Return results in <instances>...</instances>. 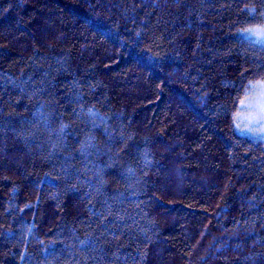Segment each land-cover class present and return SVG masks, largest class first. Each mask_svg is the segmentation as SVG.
<instances>
[{"label": "trees", "instance_id": "trees-1", "mask_svg": "<svg viewBox=\"0 0 264 264\" xmlns=\"http://www.w3.org/2000/svg\"><path fill=\"white\" fill-rule=\"evenodd\" d=\"M260 32L264 0H0V264H264Z\"/></svg>", "mask_w": 264, "mask_h": 264}, {"label": "rangeland", "instance_id": "rangeland-1", "mask_svg": "<svg viewBox=\"0 0 264 264\" xmlns=\"http://www.w3.org/2000/svg\"><path fill=\"white\" fill-rule=\"evenodd\" d=\"M247 104L244 107V111L241 114L240 124L246 129L261 130L264 128V89H256L247 99Z\"/></svg>", "mask_w": 264, "mask_h": 264}, {"label": "snow or ice", "instance_id": "snow-or-ice-1", "mask_svg": "<svg viewBox=\"0 0 264 264\" xmlns=\"http://www.w3.org/2000/svg\"><path fill=\"white\" fill-rule=\"evenodd\" d=\"M247 32H250L251 30H246ZM258 35L261 37L262 41H264V32L258 33ZM262 111H264V106H262Z\"/></svg>", "mask_w": 264, "mask_h": 264}]
</instances>
